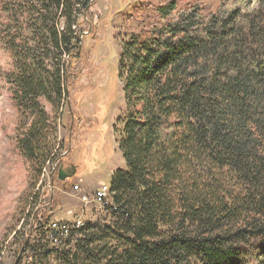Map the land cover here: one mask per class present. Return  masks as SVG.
I'll return each instance as SVG.
<instances>
[{
    "label": "trees",
    "instance_id": "obj_1",
    "mask_svg": "<svg viewBox=\"0 0 264 264\" xmlns=\"http://www.w3.org/2000/svg\"><path fill=\"white\" fill-rule=\"evenodd\" d=\"M141 1L116 70L126 168L109 180L111 223H75L61 239L49 211L15 264H246L264 247V0H219L213 11ZM91 2L0 0L16 148L35 180L54 158L62 74L80 58Z\"/></svg>",
    "mask_w": 264,
    "mask_h": 264
},
{
    "label": "rangeland",
    "instance_id": "obj_2",
    "mask_svg": "<svg viewBox=\"0 0 264 264\" xmlns=\"http://www.w3.org/2000/svg\"><path fill=\"white\" fill-rule=\"evenodd\" d=\"M149 1L158 4L161 0L144 2ZM174 1L180 8L197 4L206 11H213L219 3ZM142 4L141 0H92L88 15L79 18V22L83 21L80 58L69 72L62 74L63 97L54 114L56 133L50 144L54 158L42 168L38 180L32 178L27 161L16 148L18 114L7 81L14 69L11 56L0 41V264L16 263L22 239L36 241L38 232L32 231L30 235V230L50 210L53 214L47 229L53 222L68 230L77 221L80 222L76 225L111 223L108 210L86 209L81 216L83 207L70 196V189L79 184L86 192H92L106 183L108 190L113 172L126 168L118 148L119 137L113 131L116 120L125 114L122 84L116 70L122 42L141 23ZM3 16L0 12V25ZM67 61L65 57L63 62ZM39 103L52 114L54 109L47 102L40 99ZM71 165L76 167L75 175L65 182L58 181L59 166ZM43 206L45 209L40 210ZM257 256L246 264H264V247Z\"/></svg>",
    "mask_w": 264,
    "mask_h": 264
},
{
    "label": "built area",
    "instance_id": "obj_3",
    "mask_svg": "<svg viewBox=\"0 0 264 264\" xmlns=\"http://www.w3.org/2000/svg\"><path fill=\"white\" fill-rule=\"evenodd\" d=\"M73 198L77 199L78 202L82 205L83 209L81 211V216L86 213V209L98 211V212H106L111 206V195L110 190H106V183L99 186L92 192H86L81 185H73L70 189ZM53 214V212L50 210ZM71 215V212L68 213ZM80 222V221H77ZM76 222V223H77ZM75 224V223H73ZM75 228V227H73ZM48 229L57 233L61 239L65 238L69 234V230L64 225L60 223H49ZM51 238V236H50ZM52 239V238H51ZM60 238H53L52 244L54 246L60 245Z\"/></svg>",
    "mask_w": 264,
    "mask_h": 264
},
{
    "label": "water",
    "instance_id": "obj_4",
    "mask_svg": "<svg viewBox=\"0 0 264 264\" xmlns=\"http://www.w3.org/2000/svg\"><path fill=\"white\" fill-rule=\"evenodd\" d=\"M75 173H76V167L73 165L68 167L59 166L57 171V180L60 182H65L66 180L72 178L75 175Z\"/></svg>",
    "mask_w": 264,
    "mask_h": 264
},
{
    "label": "bare ground",
    "instance_id": "obj_5",
    "mask_svg": "<svg viewBox=\"0 0 264 264\" xmlns=\"http://www.w3.org/2000/svg\"><path fill=\"white\" fill-rule=\"evenodd\" d=\"M106 190H107V187H106Z\"/></svg>",
    "mask_w": 264,
    "mask_h": 264
}]
</instances>
